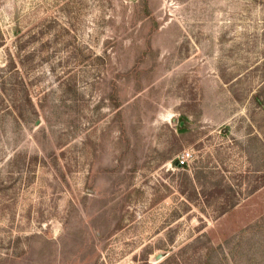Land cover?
I'll return each instance as SVG.
<instances>
[{
  "label": "rangeland",
  "instance_id": "rangeland-1",
  "mask_svg": "<svg viewBox=\"0 0 264 264\" xmlns=\"http://www.w3.org/2000/svg\"><path fill=\"white\" fill-rule=\"evenodd\" d=\"M0 264H264V0H0Z\"/></svg>",
  "mask_w": 264,
  "mask_h": 264
},
{
  "label": "built area",
  "instance_id": "built-area-1",
  "mask_svg": "<svg viewBox=\"0 0 264 264\" xmlns=\"http://www.w3.org/2000/svg\"><path fill=\"white\" fill-rule=\"evenodd\" d=\"M192 153L190 151H185L181 155L177 157V166L179 167H186L192 160Z\"/></svg>",
  "mask_w": 264,
  "mask_h": 264
},
{
  "label": "trees",
  "instance_id": "trees-1",
  "mask_svg": "<svg viewBox=\"0 0 264 264\" xmlns=\"http://www.w3.org/2000/svg\"><path fill=\"white\" fill-rule=\"evenodd\" d=\"M175 164H177V161H175ZM235 206H236V203H235V202H232V203L230 204L229 210L232 209V208L235 207ZM226 212H228V209H224V210H222V211L220 212V215H223V214H225Z\"/></svg>",
  "mask_w": 264,
  "mask_h": 264
}]
</instances>
